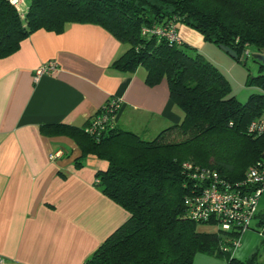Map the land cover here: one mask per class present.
<instances>
[{
	"label": "trees",
	"instance_id": "16d2710c",
	"mask_svg": "<svg viewBox=\"0 0 264 264\" xmlns=\"http://www.w3.org/2000/svg\"><path fill=\"white\" fill-rule=\"evenodd\" d=\"M68 23L96 24L110 32L127 46L113 67L130 73L144 68L148 86L165 78L170 99L183 112L179 124L150 140L114 123L99 136L90 135L85 127L100 109L82 127H41L44 134L73 137L82 158L92 154L105 160L96 185L129 213L81 264H193L197 254L226 264L258 263L259 249L243 261L232 256L242 230H224L213 218L197 222L189 217L186 201L199 182L183 164L207 167L232 182L243 179L247 168L264 157V134L248 132L253 119L264 117V92L239 101L203 53L141 30L169 23L177 29L184 23L205 41L231 48L245 63L249 47L264 54V0H30L24 11L0 0V58L36 30L60 33ZM257 64L258 74L248 75L246 84L264 91V65ZM256 219L264 228V211Z\"/></svg>",
	"mask_w": 264,
	"mask_h": 264
},
{
	"label": "crops",
	"instance_id": "0c3cea01",
	"mask_svg": "<svg viewBox=\"0 0 264 264\" xmlns=\"http://www.w3.org/2000/svg\"><path fill=\"white\" fill-rule=\"evenodd\" d=\"M177 29L183 42L213 62L200 33ZM126 48L99 25L68 23L60 33L36 30L0 58V264H81L128 219L96 185L107 162L92 154L82 158L71 136L41 130L82 127L111 96L119 100L114 124L143 139L179 124L183 112L165 78L148 86L144 68L130 73L113 67ZM48 60L56 61L57 71L35 79L34 70ZM258 209H264V194ZM253 232L252 226L242 231L234 258L250 257ZM193 264L226 262L197 254Z\"/></svg>",
	"mask_w": 264,
	"mask_h": 264
},
{
	"label": "built area",
	"instance_id": "2783aa9c",
	"mask_svg": "<svg viewBox=\"0 0 264 264\" xmlns=\"http://www.w3.org/2000/svg\"><path fill=\"white\" fill-rule=\"evenodd\" d=\"M9 1L20 10L24 0ZM141 33L155 34L170 43L182 42L173 23L144 27ZM57 69L56 61L48 60L34 70V77L37 79L41 75L54 73ZM118 108L119 100L114 96L109 97L99 108V113L85 127V131L90 135L99 136L107 126L114 123V112ZM248 132L255 135L264 134V117L253 119L248 125ZM59 154L58 151L49 156L53 159ZM183 166L187 174L199 182L196 184L197 193L186 201L190 218L197 222L213 218L224 230L235 228L243 231L250 228L251 221L256 219L259 213L258 203L264 194V157L247 168L243 179L234 182L207 167L190 162L184 163Z\"/></svg>",
	"mask_w": 264,
	"mask_h": 264
},
{
	"label": "rangeland",
	"instance_id": "374dc122",
	"mask_svg": "<svg viewBox=\"0 0 264 264\" xmlns=\"http://www.w3.org/2000/svg\"><path fill=\"white\" fill-rule=\"evenodd\" d=\"M30 0H26L28 3ZM22 9V10H21ZM26 9V5L22 3V6H20V11H24ZM180 26H186L184 23H178V27ZM193 29V28H191ZM196 30L193 29V32ZM197 35H199V32H195ZM206 52L213 58V62L216 64V66L223 72V74L226 76L230 83V94L236 99H238L241 102L247 101L249 96L253 93H262L260 88L255 86H249L246 84L247 76L251 75H257L259 72V65L257 62L253 59V54L258 53L253 47H249L246 55V59H244L245 55H242L241 59H244L245 63H242L241 61L236 60L234 57L230 56L227 52H225L223 49H221L218 45L207 42L206 41ZM260 211H264V209H260ZM256 220L254 219L251 221V226L254 228L253 234L257 237L256 247L254 251L259 249V258L258 263L260 264L262 260H264V245L261 246V235H258L259 232L257 231L261 228L258 225H256ZM200 230H210L211 228L208 226H198ZM264 229V228H261ZM253 251V252H254ZM252 252V253H253ZM251 253V254H252ZM250 254V256H251Z\"/></svg>",
	"mask_w": 264,
	"mask_h": 264
},
{
	"label": "water",
	"instance_id": "95a60500",
	"mask_svg": "<svg viewBox=\"0 0 264 264\" xmlns=\"http://www.w3.org/2000/svg\"><path fill=\"white\" fill-rule=\"evenodd\" d=\"M219 47H220L221 49H223L225 52H227L230 56H232V57H234V58L237 57L235 51L232 50L231 48H229V47H227V46H223V45H219ZM253 59H254L257 63H259V64H261V65H264V54H262V53H255V54H253Z\"/></svg>",
	"mask_w": 264,
	"mask_h": 264
}]
</instances>
